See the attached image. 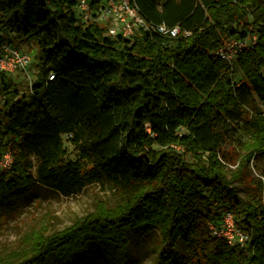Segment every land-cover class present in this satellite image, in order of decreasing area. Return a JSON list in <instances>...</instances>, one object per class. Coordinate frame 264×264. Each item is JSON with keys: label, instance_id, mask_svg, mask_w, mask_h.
I'll return each instance as SVG.
<instances>
[{"label": "trees", "instance_id": "16d2710c", "mask_svg": "<svg viewBox=\"0 0 264 264\" xmlns=\"http://www.w3.org/2000/svg\"><path fill=\"white\" fill-rule=\"evenodd\" d=\"M79 1L0 0V50L37 46L26 91L0 71V158L12 157L0 169V211L31 187L70 196L104 175L121 198L64 229L28 233L0 264H79L92 251L130 264L138 231L160 236L150 264H264V202L235 185L264 156V1L136 0L149 23L179 25L176 37L108 35L81 22ZM252 34L235 60L218 53ZM225 143L241 149L235 169ZM227 212L243 245L210 229Z\"/></svg>", "mask_w": 264, "mask_h": 264}, {"label": "rangeland", "instance_id": "374dc122", "mask_svg": "<svg viewBox=\"0 0 264 264\" xmlns=\"http://www.w3.org/2000/svg\"><path fill=\"white\" fill-rule=\"evenodd\" d=\"M264 1V0H263ZM79 14V9L76 7ZM11 46H15L10 44ZM31 56L28 71L18 70L10 73L24 91L36 79L34 67L37 46L34 43L22 44L19 47ZM241 79V74L237 76ZM184 131V130H181ZM233 134V133H232ZM68 159L79 158V150L73 144L70 136H64ZM225 153L231 169H235L241 160V149L233 143H225ZM93 159L94 154L91 153ZM6 158H0V169L5 168ZM264 156H257L244 168L243 178L235 182L242 197L260 196L264 202ZM262 180L261 184L260 181ZM121 198L116 184L106 175L98 182L87 185L81 192L66 196L45 187H31L5 205L0 211V255L18 249L24 237L35 230L51 233L71 225L77 218L94 211L102 201L109 206H115ZM160 236L157 232L143 233L138 231L132 237L130 244V264H150L157 255ZM79 264H107L104 257L97 251H92L81 258Z\"/></svg>", "mask_w": 264, "mask_h": 264}, {"label": "built area", "instance_id": "2783aa9c", "mask_svg": "<svg viewBox=\"0 0 264 264\" xmlns=\"http://www.w3.org/2000/svg\"><path fill=\"white\" fill-rule=\"evenodd\" d=\"M80 20L85 24H98L107 28L108 35H122L132 37L140 29L156 30L159 33L176 37L181 28L179 25L171 26L166 23L152 24L140 13L136 0H101L92 5L89 0H80L78 3ZM189 34V32H187ZM257 34L248 35L243 39L231 38L218 53L229 61L235 60L237 55L256 43ZM31 56L16 46L4 44L0 50V71L15 73L18 70L28 71ZM53 74L50 78H53ZM5 166L12 160L11 154H5ZM214 236L225 239L230 245H243L248 235L240 229L235 221L234 214L227 212L218 224H210Z\"/></svg>", "mask_w": 264, "mask_h": 264}]
</instances>
